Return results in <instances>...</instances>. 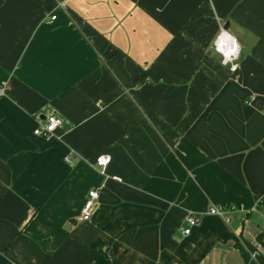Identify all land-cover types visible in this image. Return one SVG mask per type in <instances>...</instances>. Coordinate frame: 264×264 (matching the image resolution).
Here are the masks:
<instances>
[{
    "label": "crops",
    "instance_id": "obj_1",
    "mask_svg": "<svg viewBox=\"0 0 264 264\" xmlns=\"http://www.w3.org/2000/svg\"><path fill=\"white\" fill-rule=\"evenodd\" d=\"M2 87L0 264H264V0H0Z\"/></svg>",
    "mask_w": 264,
    "mask_h": 264
},
{
    "label": "built area",
    "instance_id": "obj_2",
    "mask_svg": "<svg viewBox=\"0 0 264 264\" xmlns=\"http://www.w3.org/2000/svg\"><path fill=\"white\" fill-rule=\"evenodd\" d=\"M56 16L50 18L51 21H54ZM212 51L218 55L220 63L222 66L227 67L229 72L235 73L239 67V57L240 49L235 38L223 28L220 29L216 37L212 42ZM5 88L0 89V95L4 94ZM60 126V121L55 116H49L45 119V122L33 130V135L41 138L43 140H48L52 138L56 130ZM111 159L107 155H101L96 158L95 165L100 169L101 172L104 171L105 167L110 163ZM99 198V192L97 190H92L88 192L87 200L84 202L78 220L88 221L93 213L95 203ZM230 211H225L219 208H211L208 210L207 214L222 217L225 223H230L229 217ZM204 213L199 214H189L187 215L185 222L186 227L182 230L183 235H189L191 230L196 227L202 218Z\"/></svg>",
    "mask_w": 264,
    "mask_h": 264
},
{
    "label": "water",
    "instance_id": "obj_3",
    "mask_svg": "<svg viewBox=\"0 0 264 264\" xmlns=\"http://www.w3.org/2000/svg\"><path fill=\"white\" fill-rule=\"evenodd\" d=\"M223 29H224L225 31H229V24L226 23V24L224 25Z\"/></svg>",
    "mask_w": 264,
    "mask_h": 264
}]
</instances>
